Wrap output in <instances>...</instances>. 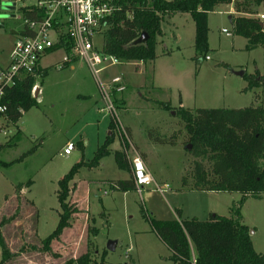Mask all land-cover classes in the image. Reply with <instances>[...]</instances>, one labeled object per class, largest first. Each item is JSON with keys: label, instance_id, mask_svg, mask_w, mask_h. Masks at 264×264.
Here are the masks:
<instances>
[{"label": "rangeland", "instance_id": "obj_1", "mask_svg": "<svg viewBox=\"0 0 264 264\" xmlns=\"http://www.w3.org/2000/svg\"><path fill=\"white\" fill-rule=\"evenodd\" d=\"M2 1L0 66L7 68L15 33L24 26L21 9L30 4H16V8L7 11L5 5L12 3ZM227 11L218 7L208 16L209 60H196L191 16L176 14L162 23L163 37L156 47L157 58L150 66L142 64L137 69L130 65L132 62L120 60L118 66L105 70L101 74L103 82L122 76L126 86L117 101L111 97L116 116L106 109L89 68L78 61L74 70L50 66L45 77L37 78L41 89L36 98L38 106L23 112L15 124L0 120V161L12 163L0 167V210H5L0 222L20 210L19 216L1 229L13 253L28 245L41 247V242L57 228L61 213L59 181L74 165L92 162L105 144L112 120L122 123L139 154L141 150L146 152V168L162 190L151 184L140 192H113L105 184L106 180L128 178V172L118 168L114 154L129 145L115 129L110 153L98 166L80 168L70 184L72 191L75 186L73 201L82 210L77 212L72 226L53 242L50 253L25 252L10 264H65L86 253H90L95 264H175L172 253L154 233L151 219L185 221L197 217L206 221L215 214L231 217L232 208L240 207V193H203L183 188V177H191L193 158L187 150L189 136L177 113L181 107L192 112L264 107V48L247 50V40L233 33ZM223 29L230 35L224 34ZM101 44L102 39H98L97 45ZM62 53L45 57L43 65L57 64ZM239 72L244 75H236ZM257 78H262V82L251 87V81ZM155 101L171 108L157 109ZM159 135L167 139L175 136L176 146L156 143ZM150 137L154 143L148 140ZM66 143L75 146L68 156L63 154ZM21 184L22 199L18 196ZM13 194L16 210L8 214V198ZM22 208L27 218L23 225L18 222L24 218ZM179 209L182 215L178 218L175 211ZM241 217L250 230L254 250L263 254L264 193L244 201ZM110 241L118 242L114 252L106 249ZM1 256L0 247V260Z\"/></svg>", "mask_w": 264, "mask_h": 264}, {"label": "trees", "instance_id": "obj_2", "mask_svg": "<svg viewBox=\"0 0 264 264\" xmlns=\"http://www.w3.org/2000/svg\"><path fill=\"white\" fill-rule=\"evenodd\" d=\"M2 2L0 0V9ZM232 4L236 12L243 15L233 20V33L247 40V50L264 48V20L256 17L264 13V0H119L115 13L108 21L103 53L125 62L151 63L157 58L156 47L159 39L163 37L162 23L176 14H188L195 24L196 60L200 63L209 51V14L220 6ZM21 13L29 19L36 17V12L29 13L26 9H21ZM142 33L148 35L147 43L133 46L132 43ZM67 52L70 53V49ZM42 75L46 76L44 73ZM259 82H262V78L252 80L251 87H256ZM35 84L34 76H26L14 88L6 91L3 103L7 106V112L0 115V120L15 124L23 112L38 106L37 99L32 96ZM117 96L118 94L114 96L116 101ZM153 105L164 111L171 108L168 104L157 101ZM177 113L189 136L187 150L193 158L191 177H183V188L203 193L237 192L243 198L239 203L240 207L232 208L231 217L215 214L206 221L195 217L185 221L151 219L154 233L170 250L175 264H194L193 256L195 264H264V253L259 254L254 250L250 230L243 224L241 217L244 201L264 193V107L199 109L194 112L181 107ZM110 130L114 133L113 120ZM18 137L16 134V138ZM113 137L114 134L108 137L91 163L74 165L59 181V223L54 232L41 242V247L28 245L27 248L23 247L19 252L13 253L1 229L15 220L20 210L17 208L11 218L2 219L0 264H7L25 252L52 251L53 242L59 240L64 230L71 226L72 218L78 212L71 203V182L83 166L93 168L99 165L102 158L110 153L109 146ZM148 139L154 143L153 137ZM155 142L176 146L175 136L167 139L159 135ZM114 155L118 168L129 172L130 179L113 183L111 190L123 193L137 191L126 154L117 151ZM11 165L12 163L0 161V167ZM23 188L21 184L18 191ZM176 213L181 216L179 210ZM89 255L90 253H86L68 260L65 264H95Z\"/></svg>", "mask_w": 264, "mask_h": 264}, {"label": "built area", "instance_id": "obj_3", "mask_svg": "<svg viewBox=\"0 0 264 264\" xmlns=\"http://www.w3.org/2000/svg\"><path fill=\"white\" fill-rule=\"evenodd\" d=\"M10 1L14 8L16 4H30L22 9H26L29 13L36 12V17L29 19L22 15L24 26L20 32L16 33L10 65L7 68L0 66V115L7 112V106L3 103L6 91L14 88L26 76L36 78L32 96L38 98L40 88L37 86V78L42 75L40 70L42 59L54 52L62 51L64 57L56 65V69L62 70L75 60L83 61L101 92L106 109L116 116L111 97L126 90L124 80L122 76H114L107 82H103L101 74L120 63L118 58L103 53L104 35L109 28L108 21L115 13L119 0ZM257 18L263 21L264 14L258 15ZM222 32L227 36L230 35L226 29ZM98 39H102L100 46L97 45ZM56 47L59 48L55 50ZM67 49H70V53ZM209 59L207 56L206 60ZM114 124L120 137L123 135L125 143L129 145V148L124 146V152L130 163L137 191L140 192L144 187L154 184L162 192L148 172L142 157L132 146L122 123L116 119ZM74 149L75 146L72 143H67L63 153L68 156ZM193 263L195 264L194 256Z\"/></svg>", "mask_w": 264, "mask_h": 264}, {"label": "crops", "instance_id": "obj_4", "mask_svg": "<svg viewBox=\"0 0 264 264\" xmlns=\"http://www.w3.org/2000/svg\"><path fill=\"white\" fill-rule=\"evenodd\" d=\"M220 7H225V8H227L228 9V11H227V13H229L230 15H231V23L233 22V20L234 19H236V18H238L239 16H243V15H241V14H239V13H237L236 12V10H235V8H234V5L232 4V5H225V6H220ZM262 14H264V13H262ZM223 30H225V29H223ZM222 30V31H223ZM16 34V33H15ZM63 54V53H62ZM51 55V54H50ZM49 55H47V56H45V57H48ZM44 57V58H45ZM64 57V55H62V58ZM43 58V59H44ZM43 59H42V61H43ZM41 61V63H40V65H41V67H40V70L42 71V74L44 73V74H46L47 75V70H48V68H50V66L52 67V66H54V68H56V65L57 64H59L60 62H58L57 64H52V65H47V66H44L43 65V62ZM79 60H75L74 62H72L69 66H67L66 68H70L71 70H74V67H75V65H76V63L78 62ZM133 64H130V65H132V66H135V68H137V69H139L140 67H141V65L142 64H144V63H141V62H139V63H136V62H132ZM152 63H148V65L150 66ZM144 65H147V64H144ZM150 75H151V73H150ZM42 76L43 75H41V78H42ZM37 86H39L38 84H37ZM40 88V87H39ZM155 90V89H154ZM40 94H41V89H40ZM111 125V124H110ZM110 125H109V135H108V137L110 136V135H112V131L110 130ZM129 132V135H131V133H130V131H128ZM108 137L106 138V141H107V139H108ZM131 137V136H130ZM129 137V138H130ZM131 139V138H130ZM149 140V139H148ZM105 141V142H106ZM67 144V143H66ZM122 144H124V142L122 143ZM66 146V145H65ZM124 146V145H123ZM133 146V145H132ZM65 148V147H64ZM118 151H120V152H124V148L122 149V151L121 150H118ZM142 151V153L140 154V156L142 157V159H143V161H145L146 160V155H145V151L144 150H141ZM115 152H117V151H115ZM125 153V152H124ZM64 154V153H63ZM129 155H132V153H129ZM131 157V156H130ZM128 160V159H127ZM129 162V161H128ZM129 166H130V163H129ZM130 170H131V168H130ZM132 173V172H131ZM130 179V173L128 172V178L127 179H123V180H106L105 181V184H107V185H109V188H110V190H111V185L113 184V183H116V182H119V181H127V180H129ZM154 179V178H153ZM155 179H156V177H155ZM154 179V181H155V183H156V180ZM165 186H167V185H165ZM75 187V186H74ZM73 187V191L71 192V195H72V198H71V195H70V198H71V203H72V205H74L75 206V208L76 209H78L77 211L78 212H80V211H82L80 208H79V206H78V204L76 203V201H73V192H74V190H75V188ZM23 191H24V188L21 190V191H19L18 192V196H20L21 197V199H22V196H23ZM112 191V190H111ZM113 192H118V191H113ZM15 203H16V195L15 194H13V195H11L9 198H8V214H12V213H14V211L16 210V205H15ZM22 205H23V200H22ZM178 211V210H177ZM179 211H180V214L182 215V210H180L179 209ZM5 212V210H3V209H1L0 210V217H2L1 216V214L2 213H4ZM175 214L177 215V213H176V211H175ZM209 214H211V212L209 213ZM21 215H24V218L22 219V220H20V221H18L19 223H27V218H26V216H25V214H24V210H23V208H22V214ZM75 217H77V213L73 216V218H72V221H71V226H72V222H73V220L75 219ZM177 217H178V215H177ZM179 218V217H178ZM193 218V217H192ZM195 218H197V217H195ZM190 219V218H189ZM23 225V224H22ZM27 225V224H26ZM70 226V227H71ZM21 227H24V226H21ZM65 232V231H64ZM5 236H6V233L4 234ZM158 237V236H157ZM160 240V239H159ZM161 241V240H160ZM162 242V241H161ZM163 243V242H162ZM164 244V243H163ZM169 250V249H168ZM170 251V250H169ZM2 257V256H1ZM1 261V260H0ZM12 261H9L7 264H10Z\"/></svg>", "mask_w": 264, "mask_h": 264}, {"label": "water", "instance_id": "obj_5", "mask_svg": "<svg viewBox=\"0 0 264 264\" xmlns=\"http://www.w3.org/2000/svg\"><path fill=\"white\" fill-rule=\"evenodd\" d=\"M5 9H6L7 11H8V10H12V9H14V6H13V4H12V5H5ZM229 20L231 21V17L229 18ZM148 39H149L148 35L145 34V33H142V34L140 35V37L132 43V45H133V46H139V45H142V44H146L147 41H148ZM236 75H238V76H243L244 73H243V72H239V73H236ZM188 149H190V146H189ZM117 245H118V242H117V241H110V242L108 243L106 249H107V251H109V252H114L115 249H116V247H117Z\"/></svg>", "mask_w": 264, "mask_h": 264}]
</instances>
